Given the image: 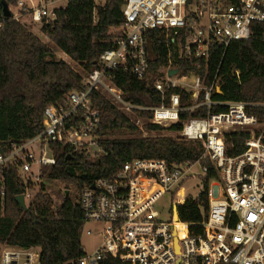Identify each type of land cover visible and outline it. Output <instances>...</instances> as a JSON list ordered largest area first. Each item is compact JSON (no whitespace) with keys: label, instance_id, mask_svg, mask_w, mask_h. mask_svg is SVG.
<instances>
[{"label":"built area","instance_id":"built-area-1","mask_svg":"<svg viewBox=\"0 0 264 264\" xmlns=\"http://www.w3.org/2000/svg\"><path fill=\"white\" fill-rule=\"evenodd\" d=\"M28 1L30 4L18 0L16 7L26 9L28 16L42 23L55 20L56 9L68 3ZM123 13L124 23L112 28V47L83 76L84 87L68 91L62 103L45 107L40 132L11 141L7 151H0V198L6 195L9 165L17 167L29 206L37 194L33 184L43 177V168L57 163L55 146L90 155L100 153L96 131L101 113L93 103L94 91L130 112L151 110V121L164 126L181 122L183 111L206 106L205 116H189L178 131L187 140L202 142L204 152L197 162L136 158L125 162L114 176L98 178L82 188L83 234L97 232L101 241L93 252L84 250L81 257L58 264H100L107 257L120 264H264V121L260 133H252L246 141V149L229 156L224 134L251 131L260 123L258 117L247 112L244 101L214 100L213 93L222 92L219 78L206 84L200 74H183L176 65L181 59L207 61L213 43L227 48L234 40L250 38L252 24L264 22V0H124ZM13 17L19 20L15 12ZM150 29H160L169 47L168 64L155 75L150 71L147 48ZM174 69L177 72L171 73ZM118 71L139 79L153 77L160 104L147 107L125 101L122 90L111 81ZM174 88L185 89L187 100L183 101L182 93L172 92ZM213 105H226L227 109L215 112ZM206 159L217 173L207 189ZM193 180L196 183L190 184ZM191 188L196 192H189ZM203 191L209 201L208 215L197 222L183 221L178 206L189 198L199 199ZM168 194L172 195L171 208L163 217L156 206ZM89 223L101 225V229L87 228ZM0 264L42 263L40 252L33 247L2 244Z\"/></svg>","mask_w":264,"mask_h":264},{"label":"trees","instance_id":"trees-1","mask_svg":"<svg viewBox=\"0 0 264 264\" xmlns=\"http://www.w3.org/2000/svg\"><path fill=\"white\" fill-rule=\"evenodd\" d=\"M2 1L9 7L18 0H0V144L7 151L11 141H22L43 128L44 109L49 104L64 101L68 91L84 87L79 71L63 59H58L53 49L33 33L26 24L4 15ZM124 0H68L66 6L56 9V19L43 22L42 32L63 52L79 63L88 73L95 67L100 55L113 45L115 33L112 28L125 21ZM248 39L234 40L227 48L211 45L210 57L181 59L176 61L183 74L197 73L211 84L220 79L221 91L213 93L217 101H244L249 114L264 121V22L252 24ZM147 48L152 75L168 64L169 47L160 29L147 32ZM200 62V66L195 64ZM114 85L122 90L125 101L138 106L160 104V95L152 87L153 77L143 79L118 71L111 76ZM182 93L186 101L189 93ZM93 103L100 110L101 120L96 131L100 153L93 155L61 149L55 146L57 163L44 167L42 176L58 180L67 190L73 188L56 202L44 185L41 186L28 209L25 210L17 196L25 191V184L17 167L6 169V195L0 198V250L2 244L40 249L42 264H58L76 259L84 254L82 244L84 214L79 197L85 185L98 178L114 176L127 161L136 158H160L169 162H197L204 152L202 142L187 140L178 135H143V131H179L189 116L203 117L206 106L181 113V122L164 126L153 123V111L134 109L136 121L122 108L114 104L100 91L92 93ZM203 98L200 95V100ZM226 105H213L212 111L220 112ZM260 132H257L258 135ZM249 130H236L224 134L226 152L235 156L246 149L251 137ZM264 140V135H263ZM209 166L205 188L216 176V169L208 159ZM78 170V171H77ZM183 221L197 222L208 215L209 201L206 192L199 199L189 198L178 206ZM100 264H120L107 257Z\"/></svg>","mask_w":264,"mask_h":264},{"label":"rangeland","instance_id":"rangeland-1","mask_svg":"<svg viewBox=\"0 0 264 264\" xmlns=\"http://www.w3.org/2000/svg\"><path fill=\"white\" fill-rule=\"evenodd\" d=\"M25 3L30 4L28 0H24ZM37 1V0H35ZM17 5V4H16ZM16 5H12L10 6V9L13 13L14 16V12L15 14L17 13V16L19 17V22L24 23L28 26V28L35 33L38 37L41 38V40L43 42H45L46 44H48L54 51L56 57L58 59H63L65 60L67 63H69L70 65H72V67H74L77 71H79L82 75L86 74V71L83 69V67L77 63L76 61H74L68 54H66L65 52H63L62 50H60L51 40L50 38L44 34L42 32V22L39 21H34L30 16H28L26 9H18L16 7ZM26 6V4H25ZM114 31V30H112ZM191 89V88H190ZM123 110H125L126 112H128V114L136 121L138 122L140 125L142 124V121L139 120L135 114L133 112H130L128 110H126L125 108H122ZM169 126V125H168ZM167 126V127H168ZM263 129V125L260 122L259 124L253 126L250 128V132L251 134L254 132H260ZM143 135H153V136H160V135H168V136H172V137H177L179 135L178 131L175 130H171V129H166L164 131H160V132H156V131H143ZM91 157H94L93 155H91ZM78 171V170H77ZM196 180H193L190 182V184H195ZM189 184V183H188ZM34 190L35 192H38L39 189L41 188L42 185H44L46 187L45 191L51 195L53 197V199L57 202L60 197L62 196V194L66 193V191H69L71 193V195L73 197L76 196V192L74 191L73 188L67 190L65 187L64 183H61L58 180H53V179H49L46 176L45 177H41V180L38 181L36 184L34 183ZM189 191V190H188ZM191 193H195L196 189L195 188H191V190L189 191ZM171 196L172 195H165L157 204L156 208L161 210V215L163 217H167L168 213L167 211L170 210L171 208ZM176 196V195H174ZM87 228H90L92 230L95 229V231H99L101 229V225H97L94 223H89L86 225ZM101 241V236L97 233L94 232V234L92 235H86L83 234L82 235V244L84 247V250L87 251L88 253L93 252V250L95 249V246L100 243ZM36 251L39 252V248L37 247V249H35Z\"/></svg>","mask_w":264,"mask_h":264},{"label":"water","instance_id":"water-1","mask_svg":"<svg viewBox=\"0 0 264 264\" xmlns=\"http://www.w3.org/2000/svg\"><path fill=\"white\" fill-rule=\"evenodd\" d=\"M2 4H3L4 15H5L6 17H11V16H12V11H11L9 5H8L5 1H2ZM177 70H178V69H174V70L171 71V73H175V72H177ZM0 151H2V147H1V145H0ZM17 200H18V202L20 203V205H21L25 210L28 209V206H27V204H26V202H25V198H24V195H23V194L18 195V196H17Z\"/></svg>","mask_w":264,"mask_h":264},{"label":"crops","instance_id":"crops-1","mask_svg":"<svg viewBox=\"0 0 264 264\" xmlns=\"http://www.w3.org/2000/svg\"><path fill=\"white\" fill-rule=\"evenodd\" d=\"M13 14V13H12ZM33 249H37V247H33ZM39 252H40V249H39Z\"/></svg>","mask_w":264,"mask_h":264}]
</instances>
